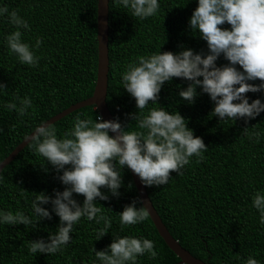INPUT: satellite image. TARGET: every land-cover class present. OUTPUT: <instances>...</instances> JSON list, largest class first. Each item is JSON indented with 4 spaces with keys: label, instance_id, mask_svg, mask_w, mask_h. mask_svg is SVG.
<instances>
[{
    "label": "trees",
    "instance_id": "obj_1",
    "mask_svg": "<svg viewBox=\"0 0 264 264\" xmlns=\"http://www.w3.org/2000/svg\"><path fill=\"white\" fill-rule=\"evenodd\" d=\"M159 2L157 15L140 20L110 0L107 103L114 119L119 118L125 125L130 122L126 114L138 111L135 99L120 84L121 72L131 60L160 47L161 51L176 52L183 45L207 51L206 41L188 28L197 0ZM97 4L98 0H0V6L17 10L29 21L31 31L23 35L26 42L34 44L37 36L43 37L40 49L36 50L42 56L39 66L21 64L9 54L4 43L5 35L15 28L8 23L7 14L0 17V81L8 88L0 94V103L27 95L35 106V111L30 109L31 115L24 117L0 107V162L36 124L92 96L98 72ZM224 63L227 61L221 56L217 64ZM187 83L182 78L165 82L159 102L148 107L163 105L169 111L178 110L194 135L204 140L207 150L203 159L195 156L190 159L182 169L183 175L172 171L168 184L146 187L148 194L171 234L194 256L208 264H243L244 259L253 255L259 264H264V226L258 223L259 214L251 207L252 193L264 189V135L257 143L243 132L245 127L264 132V112L247 123L243 119L219 121L210 114L213 102L208 94L200 93L199 87L200 94L193 104L178 96L177 86L186 87ZM247 95L250 102L264 98L260 92ZM77 114L94 120L100 112L94 105L73 111L53 123L58 136L71 127ZM126 130H139L136 121H131ZM43 163V157L36 155L28 144L5 166L0 175V209L31 214L30 203L35 193L54 195V189L63 190L55 169ZM122 177L119 197L108 201L97 198L102 213L112 221L111 229L103 237L97 239L103 221L98 224L81 218L62 251L31 254L27 248L30 240L47 238L49 231H55L58 216L53 213L51 220L39 221L34 229L23 224L0 225V264H92L93 249H105L113 235L143 236L154 241L158 256L155 259H149L147 254L139 256L137 264H177L180 257L169 248L149 215L145 221L121 230L118 213L140 198L130 169L125 168ZM74 196L82 203L83 195ZM140 202L141 198L137 207Z\"/></svg>",
    "mask_w": 264,
    "mask_h": 264
},
{
    "label": "clouds",
    "instance_id": "obj_2",
    "mask_svg": "<svg viewBox=\"0 0 264 264\" xmlns=\"http://www.w3.org/2000/svg\"><path fill=\"white\" fill-rule=\"evenodd\" d=\"M115 3L140 20L154 17L160 10L159 0H115ZM5 14L8 23L15 28L4 37L9 54L21 64L38 67L42 56L37 55L36 50L40 49L43 37L37 36L35 43L29 44L23 39L24 32L31 31L29 21L17 10L9 11L6 6H0V17ZM225 24L230 27H222ZM188 28L206 41L207 51H195L183 45L176 52L161 51L160 47L156 52L135 57L121 72L120 84L135 99L138 109L126 115L130 122L136 121L139 130H126L130 122L125 125L119 118L106 120L97 114L93 120L77 114L71 127L60 136L56 127L48 122L36 124L26 136L32 151L43 157L42 165L50 164L64 185L63 190L54 189V195L34 192L31 214L0 209V225L23 224L34 229L39 221L51 220L53 213L59 217L55 231H49L47 238L30 240L29 253L62 251L71 241L74 225L81 218L98 224L103 221L97 239L108 233L112 221L102 213L97 198L108 201L120 196L125 168L136 174L144 186H160L168 184L172 171L183 175L182 169L193 156L203 159L207 145L200 136L194 135L178 110L169 111L163 105L148 107L150 103L159 102L165 82L173 78L186 80V87L177 86V94L188 104H193L200 93L208 94L213 102L210 114L219 121L243 119L247 123L264 112V98L257 97L250 102L247 95L264 93V0H197ZM221 56L227 63L218 65ZM257 80L259 83H253ZM7 89L0 81V94ZM0 107L15 111L19 117L31 115L30 109L35 111L27 95L14 96L11 101L0 103ZM243 132L257 143L264 135L255 127L252 131L245 127ZM131 186L129 183L128 187ZM74 194L83 195L82 203ZM138 201L139 197L118 213L121 230L148 218L145 204L140 202L141 206L137 207ZM49 204L50 208L45 206ZM251 207L259 214L258 223L264 226V189L252 193ZM113 237L105 249H93L92 264H137L139 256L147 254L149 259L158 256L151 239L130 235ZM243 264H259V261L249 255Z\"/></svg>",
    "mask_w": 264,
    "mask_h": 264
},
{
    "label": "water",
    "instance_id": "obj_3",
    "mask_svg": "<svg viewBox=\"0 0 264 264\" xmlns=\"http://www.w3.org/2000/svg\"><path fill=\"white\" fill-rule=\"evenodd\" d=\"M109 4L110 0H98L97 4V39H98V72L96 86L92 96L72 104L68 108L52 116L45 122L55 123L73 111L85 106L94 105L99 110L100 115L106 120L114 119L108 103V82H109ZM31 134V133H30ZM29 134V135H30ZM112 134V133H110ZM28 135V136H29ZM27 140H23L2 162H0V175L6 165H8L18 153L23 150L28 144ZM131 171V170H130ZM136 188L139 192L141 201L145 204V209L148 211L150 218L154 222L159 234L165 240L167 245L173 252L180 257L177 264H208L201 258L194 256L189 250L183 247L180 242L171 234L167 226L164 224L161 216L156 210L146 186H144L139 177L131 171Z\"/></svg>",
    "mask_w": 264,
    "mask_h": 264
}]
</instances>
